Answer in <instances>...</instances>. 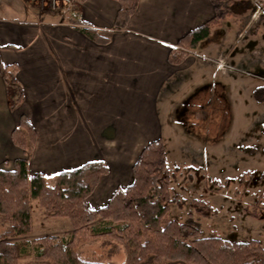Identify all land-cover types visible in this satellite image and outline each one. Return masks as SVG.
Listing matches in <instances>:
<instances>
[{
    "label": "crops",
    "instance_id": "obj_1",
    "mask_svg": "<svg viewBox=\"0 0 264 264\" xmlns=\"http://www.w3.org/2000/svg\"><path fill=\"white\" fill-rule=\"evenodd\" d=\"M57 2L53 8L43 0H0V68L15 64L24 90L22 103L11 108L15 89L0 75V168L11 169L13 159L26 154L11 137L24 114L37 133L29 174L49 178L86 161L106 163L108 173L87 198L90 207L99 208L115 188L132 182V164L141 149L151 140H163V125L173 120L176 99L189 92L190 68L196 65L203 73L208 66L197 50L211 52L209 64L220 71L216 59L229 56L228 33L221 30L215 40L199 41L193 49L197 58L188 55L173 64L170 48L217 14L212 0H139L122 30H113L117 0ZM261 6L246 21L245 14L234 12L220 22L233 16L241 26L239 39L254 36L264 27ZM219 7L226 10L223 1ZM76 18L109 39H90L72 22ZM37 229L38 236L50 231Z\"/></svg>",
    "mask_w": 264,
    "mask_h": 264
},
{
    "label": "trees",
    "instance_id": "obj_2",
    "mask_svg": "<svg viewBox=\"0 0 264 264\" xmlns=\"http://www.w3.org/2000/svg\"><path fill=\"white\" fill-rule=\"evenodd\" d=\"M83 1V0H79ZM139 0H117L119 6L113 30L126 27ZM217 14L183 34L170 48L168 60L173 64L183 61L199 41L207 38L221 18L233 12L241 13L250 7L248 0H225L228 9L219 11V3L212 0ZM83 34L97 42H106L108 35L87 25L81 18L72 21ZM15 64H2L0 75L15 89L11 108L24 100V90L16 77ZM253 95L264 101V85L256 87ZM13 142L25 151V156L13 159V167L0 168V264H19L29 255L27 240L7 241L31 230L30 201L37 198L47 216L67 217L73 228L69 239L43 235L34 239V259L51 264H114L81 258L77 245L84 240L89 224L97 218L111 223L103 231H92L91 236H107L119 241L125 251V264H264V246L258 239L236 241L220 236H204L191 217L179 222L170 216V203L182 206L183 199L171 196V176L166 164L161 138L149 141L132 164L133 180L126 187H117L107 203L92 208L87 203L100 178L108 173L102 160H90L71 169L58 171L51 183L42 172L29 174L28 156L34 148L37 133L31 122L21 114L12 130ZM242 178V177H241ZM240 178V179H241ZM194 210L208 216L213 211L209 203L192 199ZM249 215L264 220L260 210Z\"/></svg>",
    "mask_w": 264,
    "mask_h": 264
},
{
    "label": "rangeland",
    "instance_id": "obj_3",
    "mask_svg": "<svg viewBox=\"0 0 264 264\" xmlns=\"http://www.w3.org/2000/svg\"><path fill=\"white\" fill-rule=\"evenodd\" d=\"M248 1L250 7L242 12L243 21L254 14L257 6L262 4L264 8V0H254L257 6L253 0ZM223 3L228 9L227 1ZM259 21L264 22L263 12ZM240 29V23L229 16L211 30L209 40H215L221 30L228 33L224 44L229 56H221L225 68L216 72L209 64L211 52L198 49V58L208 62V66L203 73L196 65L190 68L186 79L189 92L183 99H176L173 120L163 125L171 196L183 199L180 207L176 202L170 203V216L179 222L191 217L204 236L236 241L254 238L264 246V220L249 215L258 209L264 215V101H257L253 95L256 87L264 85V27L258 34L242 39L237 36ZM195 52L192 50L189 55L197 58ZM53 177L48 178V183ZM195 198L211 205L210 215L196 213L191 203ZM30 214L33 232L7 241H29V255L21 258L19 264H51L34 259V239L40 237L37 228H48L46 235L59 239H69L73 228L67 217L47 216L37 198H31ZM110 226L102 218L89 224L94 232ZM4 227L0 221V230ZM92 231L77 245L78 255L88 260L125 264L123 245L107 236H91Z\"/></svg>",
    "mask_w": 264,
    "mask_h": 264
},
{
    "label": "built area",
    "instance_id": "obj_4",
    "mask_svg": "<svg viewBox=\"0 0 264 264\" xmlns=\"http://www.w3.org/2000/svg\"><path fill=\"white\" fill-rule=\"evenodd\" d=\"M46 4H50L53 8L55 7V6H57L58 5V0H43ZM216 64H217V67L219 68V69H224L225 68V64H224V60L222 59V58H220V59H217L216 60Z\"/></svg>",
    "mask_w": 264,
    "mask_h": 264
}]
</instances>
